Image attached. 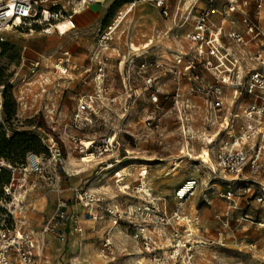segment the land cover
<instances>
[{
  "label": "rangeland",
  "instance_id": "374dc122",
  "mask_svg": "<svg viewBox=\"0 0 264 264\" xmlns=\"http://www.w3.org/2000/svg\"><path fill=\"white\" fill-rule=\"evenodd\" d=\"M127 1L107 0L95 6L93 16L76 20L65 34L56 29L4 33L0 135L11 143L0 163L9 157L17 169L0 176V224L19 230L20 219L38 213L45 224L54 210L51 195L64 186L61 182L68 175L94 197H103L87 204L74 194L73 207L80 218L99 214L91 221L93 236L86 230L71 234L76 249L88 242L93 245L88 258L74 257L76 264H264V164L259 172L246 169L239 178L213 171L218 127L209 122L204 96L192 91V77L183 74L184 67L175 59L176 51H194L187 36L196 15L193 0H168V15L155 0H137L132 8ZM127 9L118 25L119 11ZM116 19L113 39L104 49L101 34ZM66 49L74 63L61 74L55 62ZM36 59L41 65L33 69ZM144 59L162 63L151 71L161 90L158 102L150 99L145 87ZM100 61L105 75L99 82L93 76ZM98 84L106 93L95 99L96 112L76 119L79 97L92 93ZM18 133L29 136L24 138L29 149L25 153ZM111 133H117L120 142L119 161L113 165L103 162L110 161L108 154L92 158L82 150V141ZM214 135L215 141L208 142ZM52 145L61 150L58 160L52 158ZM204 150L210 161L204 159ZM30 154L38 156L42 172L32 170ZM190 177L197 178L198 185L192 195L179 199L175 191ZM11 183L12 193L7 194L4 187ZM229 189L231 199L225 197ZM183 234L188 243L176 249L175 238ZM106 237L113 241L114 254L104 247ZM144 238L150 240L149 248Z\"/></svg>",
  "mask_w": 264,
  "mask_h": 264
},
{
  "label": "built area",
  "instance_id": "2783aa9c",
  "mask_svg": "<svg viewBox=\"0 0 264 264\" xmlns=\"http://www.w3.org/2000/svg\"><path fill=\"white\" fill-rule=\"evenodd\" d=\"M105 1L107 0H0V44L5 41L4 33L10 30L59 31L58 24L68 20L74 24L68 30L70 31L77 24L78 13ZM155 1L162 13L168 15V0ZM136 2L137 0H128L125 5L132 7ZM252 6H255L254 10ZM192 7L196 9V15L193 29L187 36L194 51L190 54L179 52L175 59L184 67L183 74L189 73V78L192 77V91L204 96L210 114L209 122L218 127L216 141L215 137L208 138V142L215 141L216 144L212 169L214 172L225 171L235 178L243 175L246 169L257 173L264 164V0H193ZM119 13L123 11L120 10ZM117 19L110 22L101 34L100 45L104 49L109 47L113 39ZM72 57L69 49L61 51L56 57V70L61 74L69 72L74 63ZM31 65L36 69L41 65V60L36 59ZM160 67L162 63L154 59H144L141 62L145 87L153 102L159 101L161 90L158 77L151 71ZM91 69V66L87 68L89 71ZM177 74L180 80L182 69ZM104 75L105 69L100 61L93 78L100 82ZM105 93V87L98 84L92 93L81 95L75 118L78 119L83 113L96 112L95 99L101 98ZM179 95L180 92L176 91V97ZM181 123L185 126L184 120ZM82 143V150L92 158L108 154L110 161L106 159L103 162L110 166L119 161L116 147L120 142L117 133L104 135L97 141L89 140L87 144ZM51 153L52 158L60 159L59 147L52 145ZM28 159L32 170L42 172L41 161L36 154H30ZM3 166H7L12 172L17 169L5 160L0 163V170ZM35 184L32 183L33 186ZM197 185V178H187L176 189L175 194L179 199H185L194 193ZM11 187L12 183L4 187L7 194L12 193ZM137 187L142 190L141 184ZM73 190L76 198L85 200L87 204L89 201L103 199L102 196L94 197L88 189L81 186H75ZM225 197H233L230 189ZM258 199L262 200V195ZM66 206L67 201L60 199L57 211L45 230L56 229L59 224L57 219L67 218L63 210ZM18 207L19 205H15V208ZM98 216L97 213H90L91 219H97ZM77 229L80 231L82 228L79 225ZM187 235L175 238L176 249L187 245ZM60 238L64 239V236L61 235ZM144 243L147 248L151 246L148 238H144ZM39 246L32 233L19 231L16 225L0 224V264H36ZM113 246L112 239L106 237L104 247L110 254H114Z\"/></svg>",
  "mask_w": 264,
  "mask_h": 264
},
{
  "label": "crops",
  "instance_id": "0c3cea01",
  "mask_svg": "<svg viewBox=\"0 0 264 264\" xmlns=\"http://www.w3.org/2000/svg\"><path fill=\"white\" fill-rule=\"evenodd\" d=\"M97 5H91L87 9L83 10L80 13H83V15H80L76 20L77 22L80 20H86L88 16H93V13H96L97 9L95 8ZM253 10L255 9V6L251 7ZM264 11V9H263ZM217 17V16H216ZM195 19V16H194ZM192 20V27L193 22ZM178 52L176 51L174 53L175 57L177 56ZM218 132V130H217ZM216 132V134H217ZM215 134V135H216ZM212 136V137H215ZM163 167L160 165L159 169ZM165 168V167H163ZM158 169V170H159ZM164 170V169H162ZM146 171V170H145ZM144 171V173H145ZM60 179L62 177L58 176ZM64 180L61 182L64 184V186H60L58 188V193L53 192L51 196L54 197L55 202L53 203V207L51 206V209L54 208L52 215H49L48 220L43 223V216L41 217V214H35V216H29L26 217V219H20V223L18 224L23 230H29L31 231L38 240L40 246L36 251V264H76L74 257L76 258H88L90 254L93 252V245L88 242L85 244H81L79 249L76 245V240L74 237L71 236L74 232L77 234H83L86 230L87 236H93L94 232L90 231V228L94 226V224L91 222L93 219H82L78 216V209L77 207H73L74 201V190L73 187L80 186L81 182H73L69 181L68 175L64 176ZM165 193V192H164ZM66 196L67 201V208L64 207L63 210L67 214V218L65 219H57V222L59 223L56 229H49L45 230L46 225L48 222L52 220L54 217L57 207L59 204L60 199H64ZM51 203V204H52ZM33 214V213H32ZM51 214V213H50ZM31 215V213H30ZM81 226V232L77 229L78 226ZM85 227V228H84ZM105 226H103L104 228ZM102 228V229H103ZM63 235L64 239H61L60 236ZM68 235V237H67ZM67 238V240H66ZM106 239V238H105Z\"/></svg>",
  "mask_w": 264,
  "mask_h": 264
},
{
  "label": "trees",
  "instance_id": "16d2710c",
  "mask_svg": "<svg viewBox=\"0 0 264 264\" xmlns=\"http://www.w3.org/2000/svg\"><path fill=\"white\" fill-rule=\"evenodd\" d=\"M28 135H24V133H18L17 134V137L20 138V147H23L22 148V153H25L27 152L29 149L27 148V141L24 139L25 137H27ZM29 137V136H28ZM31 140L35 141V143H38L40 142L38 140V138H36L35 136H31L30 137ZM11 141H8L6 139V137H2L0 135V157H4L5 156V150L8 149V146L10 145ZM5 160L6 162H9L11 163L12 165L16 166V162L13 160V159H10L9 157L3 159ZM5 172H9L11 173V169H9L8 167H1V170H0V176H2ZM4 182H9V180L7 181H4ZM3 182V185H5L6 183Z\"/></svg>",
  "mask_w": 264,
  "mask_h": 264
},
{
  "label": "bare ground",
  "instance_id": "6f19581e",
  "mask_svg": "<svg viewBox=\"0 0 264 264\" xmlns=\"http://www.w3.org/2000/svg\"><path fill=\"white\" fill-rule=\"evenodd\" d=\"M135 5V4H134ZM133 5V6H134ZM132 6V7H133ZM132 7H130V8H132ZM129 9V8H128ZM128 9L126 10V11H124L123 13H122V15L119 17V19H118V25L119 24H121V22L124 20V18L126 17V15L128 14ZM74 26V24H73V22H70V21H64V22H61V23H59L58 24V28H59V33H63V34H65V33H67V31L70 29V28H72ZM89 142V141H88ZM85 143V142H84ZM85 144H87V143H85ZM208 152H210V151H208ZM203 157H204V159L205 160H211V157L209 156V153H207V151L206 150H204V153H203ZM87 156H89V155H87ZM118 175V174H117ZM19 231H22L21 229H19Z\"/></svg>",
  "mask_w": 264,
  "mask_h": 264
}]
</instances>
